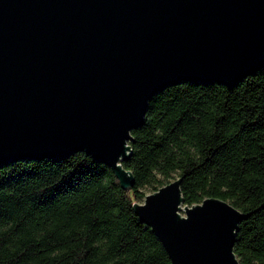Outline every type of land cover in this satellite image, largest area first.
Masks as SVG:
<instances>
[{"label":"water","instance_id":"1","mask_svg":"<svg viewBox=\"0 0 264 264\" xmlns=\"http://www.w3.org/2000/svg\"><path fill=\"white\" fill-rule=\"evenodd\" d=\"M263 68L264 0H0V165L86 153L130 190L123 164L158 93ZM181 184L134 206L171 264H241L243 214L185 206Z\"/></svg>","mask_w":264,"mask_h":264},{"label":"trees","instance_id":"2","mask_svg":"<svg viewBox=\"0 0 264 264\" xmlns=\"http://www.w3.org/2000/svg\"><path fill=\"white\" fill-rule=\"evenodd\" d=\"M132 135L130 190L86 153L0 165V264H171L134 206L178 179L185 206L239 210L234 253L264 264V68L231 88L165 89Z\"/></svg>","mask_w":264,"mask_h":264},{"label":"rangeland","instance_id":"3","mask_svg":"<svg viewBox=\"0 0 264 264\" xmlns=\"http://www.w3.org/2000/svg\"><path fill=\"white\" fill-rule=\"evenodd\" d=\"M176 177H177V176L175 175V179H176ZM175 181H176V180H175ZM172 182H174V180H171V183H172ZM147 193H148V192H147ZM148 195H151V194H148ZM148 195H147V196H148ZM183 215H184V214H183Z\"/></svg>","mask_w":264,"mask_h":264}]
</instances>
